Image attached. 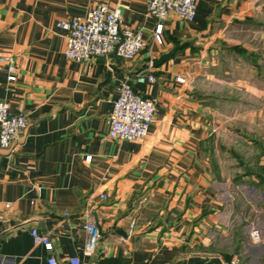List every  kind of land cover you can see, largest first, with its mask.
I'll return each instance as SVG.
<instances>
[{"label":"crops","instance_id":"obj_1","mask_svg":"<svg viewBox=\"0 0 264 264\" xmlns=\"http://www.w3.org/2000/svg\"><path fill=\"white\" fill-rule=\"evenodd\" d=\"M197 3L194 21L165 20L159 44L147 0H0V58H11L17 75L8 80L0 60V100L28 119L13 150L0 147V264H49L51 255L81 264H230L237 256L264 264V238L253 241L232 220L237 209L223 190L238 176L211 156L221 133L264 116V105L254 106L264 100V0ZM99 4L119 7L124 24L143 33L137 57L66 58L57 22ZM178 43L184 48L154 66ZM149 73L155 81L137 82ZM125 80L156 101L141 140L109 136ZM89 219L101 236L85 255ZM32 227L49 234L53 251L35 247Z\"/></svg>","mask_w":264,"mask_h":264},{"label":"built area","instance_id":"obj_2","mask_svg":"<svg viewBox=\"0 0 264 264\" xmlns=\"http://www.w3.org/2000/svg\"><path fill=\"white\" fill-rule=\"evenodd\" d=\"M148 11L158 23L154 31V40L162 44L164 38V22L171 15L176 14L181 19L192 22L197 17V0H147ZM57 26L66 33V58L77 62L89 61L96 56L116 54L127 60H132L145 48L146 42L141 31H135L124 24L122 11L119 7L99 4L86 15L73 16L59 20ZM8 63L7 78L15 81L17 75L11 58H0ZM153 73L139 74L138 83L153 82ZM177 80L184 82L183 77ZM157 111L156 101L143 96L133 84L122 81L118 87V95L113 102V110L109 119V136L112 138L136 141L148 136L150 127L155 120ZM28 125L24 113L13 112L5 100H0V147L11 149ZM90 156H88V159ZM107 198V195H103ZM8 206V204H7ZM87 243L85 255H92L97 247L101 231L94 219H89L86 225ZM31 235L35 247H44L48 251L54 250V243L49 234L37 227L31 228ZM252 240L260 242L262 237L258 229L251 232ZM49 264H81L79 256L71 257L60 263L55 255H51ZM158 264V263H151ZM230 264H242L241 259L234 257Z\"/></svg>","mask_w":264,"mask_h":264},{"label":"rangeland","instance_id":"obj_3","mask_svg":"<svg viewBox=\"0 0 264 264\" xmlns=\"http://www.w3.org/2000/svg\"><path fill=\"white\" fill-rule=\"evenodd\" d=\"M247 98L245 95V113L250 110L248 106L252 105L251 100ZM254 104L263 108L264 100L261 98ZM250 119L245 118L243 132L221 133L218 142L213 140L217 145L211 156L226 162L222 167L228 175L238 176L234 180H228L223 186L224 193L226 191L231 195L228 197V203L234 206V211L237 209L232 213V220L250 231V235L254 229H258L263 239L264 116L261 115L260 124L252 123ZM230 175L229 178L232 177Z\"/></svg>","mask_w":264,"mask_h":264},{"label":"water","instance_id":"obj_4","mask_svg":"<svg viewBox=\"0 0 264 264\" xmlns=\"http://www.w3.org/2000/svg\"><path fill=\"white\" fill-rule=\"evenodd\" d=\"M184 46L185 43L176 44L169 52L161 54L160 57L153 62L154 66L158 67L165 61L171 59L179 50L184 48Z\"/></svg>","mask_w":264,"mask_h":264}]
</instances>
